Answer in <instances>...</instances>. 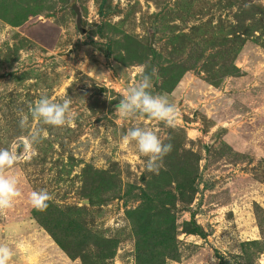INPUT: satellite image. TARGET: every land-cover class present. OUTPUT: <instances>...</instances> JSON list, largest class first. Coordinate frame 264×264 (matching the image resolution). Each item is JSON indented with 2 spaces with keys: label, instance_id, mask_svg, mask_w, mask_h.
<instances>
[{
  "label": "rangeland",
  "instance_id": "1",
  "mask_svg": "<svg viewBox=\"0 0 264 264\" xmlns=\"http://www.w3.org/2000/svg\"><path fill=\"white\" fill-rule=\"evenodd\" d=\"M102 2L0 0V149L16 154L0 175L20 192L0 209L6 264H264V0ZM142 73L175 127L117 115ZM42 95L70 99L71 123L32 119ZM132 127L172 144L158 173ZM191 213L204 236L184 230Z\"/></svg>",
  "mask_w": 264,
  "mask_h": 264
},
{
  "label": "clouds",
  "instance_id": "2",
  "mask_svg": "<svg viewBox=\"0 0 264 264\" xmlns=\"http://www.w3.org/2000/svg\"><path fill=\"white\" fill-rule=\"evenodd\" d=\"M152 76L142 73L140 80L127 88L119 102L115 105L117 115L122 119H128L139 113L149 118L163 122L167 127H175L177 118L176 109L168 98L162 94H154L152 91ZM110 100V98H108ZM70 99H63L61 103L52 102L47 95H42L29 108L32 119L42 121L45 125L62 127L71 123ZM19 126L25 128L29 125L27 116H21ZM37 138H43L42 129L31 133L30 142H37ZM125 142H135L138 152L147 158L145 168L147 171L158 173L163 157L171 149V143H164L153 132L141 127L129 128L124 136ZM16 162V154L9 149H0V168H11ZM18 179L15 176L0 175V209H8L13 206V201L20 195L17 187ZM50 195L45 190L32 191L29 195L30 205L37 210H44ZM12 255L6 246H0V264Z\"/></svg>",
  "mask_w": 264,
  "mask_h": 264
},
{
  "label": "trees",
  "instance_id": "3",
  "mask_svg": "<svg viewBox=\"0 0 264 264\" xmlns=\"http://www.w3.org/2000/svg\"><path fill=\"white\" fill-rule=\"evenodd\" d=\"M106 0H103L102 4H101V8L103 7V3L105 2ZM180 197H179V200L182 201V202H186V203H189V202H192L194 197H195V194L197 192V186L196 185H188V184H182L180 185ZM191 219L187 222H185V225H184V230L186 232H189V233H196V234H199L200 236H204L205 235V231L204 229L202 228V226L196 221L195 219V215L194 213H191ZM164 234H165V238L166 240L167 239H170V235H169V238L168 237V234L166 231H164ZM171 240V239H170ZM178 251L177 250V247L175 246V252ZM168 257H172V258H175L176 255L175 254H167ZM138 259H139V256H138ZM152 263V262H150ZM161 263L164 264V258L163 260H161Z\"/></svg>",
  "mask_w": 264,
  "mask_h": 264
}]
</instances>
